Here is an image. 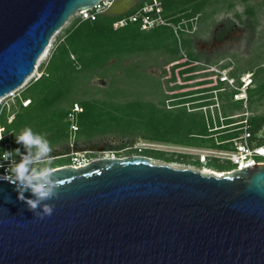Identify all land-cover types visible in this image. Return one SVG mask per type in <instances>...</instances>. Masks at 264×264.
<instances>
[{
	"label": "water",
	"instance_id": "95a60500",
	"mask_svg": "<svg viewBox=\"0 0 264 264\" xmlns=\"http://www.w3.org/2000/svg\"><path fill=\"white\" fill-rule=\"evenodd\" d=\"M100 1L0 0V98L25 83L69 19ZM137 5L114 0L102 15ZM72 151L54 148L49 160ZM53 171L63 183L43 219L0 176V264H264V163L220 177L144 156Z\"/></svg>",
	"mask_w": 264,
	"mask_h": 264
},
{
	"label": "trees",
	"instance_id": "16d2710c",
	"mask_svg": "<svg viewBox=\"0 0 264 264\" xmlns=\"http://www.w3.org/2000/svg\"><path fill=\"white\" fill-rule=\"evenodd\" d=\"M157 1L162 8V17L168 23L176 25L183 19L189 20L200 15L207 0ZM151 2V0H138L135 9ZM262 6L264 10V0ZM245 15L250 27L254 29L256 22L254 8L247 7ZM119 18L120 16L107 17L102 14L94 21H80L76 18L58 37L43 73L25 91L28 92V96L21 95L31 100L30 106L22 108L17 103L18 111L11 123L6 122L5 112L0 115V128L5 130L4 133L12 132V150L20 148L24 153L23 147L15 142V136L25 127H30L35 133L45 135L52 149L67 147L71 137L76 147L83 145L87 148H95L98 143L113 138L116 144L105 147L106 151L112 154L117 155L127 149V155L144 156L164 164L177 163L201 167L198 160H190L191 157L184 154H169L149 149L138 151L133 147L139 140H144L186 147L212 148L215 147V135L219 141L237 135V133L208 132L202 112H189L184 107L186 103H193L192 108L211 103V101H199L211 98L208 92L220 86L213 72L203 74L202 79L191 84L195 75L205 69V66H199L194 62L203 61L209 65L210 60L203 59L196 51L193 38L189 40L191 50L181 53L183 48L180 49L179 39L170 26L142 30L138 22L114 29L112 25ZM152 51L167 53L168 63H173L170 70H162L163 74L168 73L167 83L182 80L174 86L173 93L166 98L172 103L170 105L172 108L167 109L164 102L159 106L137 99L115 101V98L125 94L124 88L117 86L119 81L114 80L118 76L115 70L120 69L122 56ZM230 63L232 62L221 64L220 68H228ZM109 72H111V81L107 88L90 86L92 78L106 77ZM248 72L253 73V81H255L263 70L252 72L242 67L238 73L231 74L237 77ZM260 78L256 86L248 90L250 101L254 98L261 101L264 97V80ZM95 95L99 97L96 98ZM231 95L229 92L219 95V99L223 102L221 109L231 112L224 115L225 117L234 115L235 111L242 109L239 102L231 100ZM74 104L79 106L80 111L75 118L77 131L72 132L67 115ZM237 121L239 120L226 119L223 123L229 125ZM248 124L251 133L255 135L264 125V116H250ZM65 160L68 162L63 163ZM48 163L49 167L55 169L70 165V158H56L49 160ZM205 167L216 172L231 169L229 163L214 159L209 160Z\"/></svg>",
	"mask_w": 264,
	"mask_h": 264
},
{
	"label": "rangeland",
	"instance_id": "374dc122",
	"mask_svg": "<svg viewBox=\"0 0 264 264\" xmlns=\"http://www.w3.org/2000/svg\"><path fill=\"white\" fill-rule=\"evenodd\" d=\"M262 1L263 0H207L202 13L194 17V19L191 18L193 19L192 21L193 26L194 27L197 26V31L195 35L178 33L179 47L180 49L183 48L184 50V51L182 50L181 53L183 52L186 53L187 50H191L189 40H191L192 38L194 39V41L198 40L200 47H203L204 45L203 41L208 40L207 39L208 33L221 20L224 19L231 20L236 24L238 29L240 30L243 29L242 34L237 32L238 37H240L241 39L238 38L239 40L235 42V46L226 49L225 53L221 57L211 59L209 65L206 66L204 70H201L199 74L195 75V77L191 81V84H194L196 81L202 79L204 76L203 74H210V72H212L211 68H218L221 66V64L230 61L232 62L230 63L231 73L232 72L238 73V71L242 67L252 72H257L259 69L263 70V72L255 79L252 88L256 86L257 81L259 80L260 77L261 78L263 77L262 79L260 78V80H264V10L262 6ZM247 7H253L255 11L256 22L254 25L255 27L254 29H252L250 27L251 25H249L248 23H243L246 21L245 9ZM76 18L77 16L75 15L74 17L69 19V21L62 27V29L52 37L48 46L45 49V51H47L45 56L43 58H41V56L38 58L34 67V71L26 79L25 83L20 88L21 95L23 94V96L24 95L28 96V92L25 91L28 90L30 85L35 80H37L38 77H40V75L43 73L44 66L47 64L50 58V55L54 49L55 42L57 41L58 37L61 34H63L64 30L68 28L71 25V22ZM195 18H197L196 21ZM168 60H169L168 54L163 51H152L149 53H131V54L123 55L121 64L119 65L120 69L115 70V74L118 76L114 78V80L117 82L119 81L117 86L123 87L125 94L121 95L118 98H115L114 100L126 101V100L137 99L141 101H149L159 106L161 105V102H164V105L167 109L172 108L170 106L172 103H170L169 100H166V98H168V96H170L173 93L172 90H174L173 89L174 86H176V84L178 85L180 82H182V80L180 79V80H176L174 83H167L166 80L168 78V73L163 74L162 70L163 69L166 71L170 70L173 63L169 64ZM110 74L111 72H109L108 76L103 78L101 77L92 78L89 83L90 86L96 88H103V89L107 88L111 81ZM94 97L98 98L99 96L95 95ZM222 103L223 102H221V104ZM186 104L188 105L186 106ZM186 104L184 105L185 109L187 111L191 110L193 103H186ZM247 108H248V112L250 113V116H258V117L264 116V97L261 101H257L256 98H254L252 101L249 100ZM17 111H18L17 103L11 105L8 112L5 113L7 123L9 117H12L14 119V116ZM221 112L222 115H227L231 113L229 111H223V110H221ZM241 112H243V109L237 110L234 113L239 114ZM240 119L241 118H236L234 120H240ZM216 136L217 135H215L214 137L217 138ZM143 143L152 144V147L147 148L149 150L162 151V152H167L169 154H178L172 151L175 150L173 149V147H177V148L186 147V146H179L173 144L139 140L134 145L133 148L134 149L139 148L140 146H142ZM114 144H116V140L113 138H109L106 139L105 141L98 143V145L95 147L97 150H99V152H90L89 148H87L86 146L79 145L76 147L74 145V139H72L71 137L68 143V147H70L71 150H75L78 152H81L79 150L86 151L87 153L84 155V157L91 162L99 158H110L112 153L106 151L105 147L107 145H114ZM112 155L115 158L138 156V155H127V149L120 151V153L117 155L116 154H112ZM189 157H191L189 158L190 160H196L194 156L190 155ZM65 162L68 161L67 160L63 161V163ZM153 163L157 165H164L163 162L158 160H153ZM167 165L176 169L188 168L202 173L205 172L211 173L210 171L203 170L201 167L198 166H190V165H183L177 163L167 164Z\"/></svg>",
	"mask_w": 264,
	"mask_h": 264
},
{
	"label": "built area",
	"instance_id": "2783aa9c",
	"mask_svg": "<svg viewBox=\"0 0 264 264\" xmlns=\"http://www.w3.org/2000/svg\"><path fill=\"white\" fill-rule=\"evenodd\" d=\"M114 0H101L92 8L86 9L84 11L78 12L76 14L80 21L90 20L94 21L98 15H101L106 11ZM150 4H145L140 8L135 9L132 13L126 15L123 14L119 19L114 21L113 28L118 29L127 26L130 23H140L142 30H150L158 26H170L177 37L178 33L191 34L194 32L195 27L192 24L193 19L182 20L176 25L168 23V21L162 17V8L156 0H151ZM131 10V11H132ZM129 11V12H131ZM128 12V13H129ZM197 18H195V21ZM191 23V24H188ZM215 77L217 78L220 86L218 89L208 92L211 94V98L201 100L199 102L211 101L209 105H203L198 108H192L188 110L189 112L200 111L202 112L208 132H218V134L225 133H237L236 136L219 141L214 137L215 147H173L172 150L176 153L191 155L198 160L201 164V168L206 171L213 172L216 175H223L233 171L241 170L253 165L264 163V137L259 136V132L253 135L250 131V126L248 124V118L250 113L248 112V90L254 85L253 73L248 72L239 76H233L231 74L230 67L228 68H211ZM41 76V75H40ZM39 78V77H38ZM22 87V86H21ZM11 91L7 95L0 98V115L3 112H8L11 105L19 103L22 108H27L31 104L29 98H23L21 96L20 88ZM231 93V100L233 102H239L242 106L243 112L239 114H234L225 117L221 112V100L219 95L223 93ZM203 95V94H200ZM188 104H186L187 106ZM80 108L78 105L74 104L70 112L67 115L70 121V130L72 132L77 131L75 124L76 115L79 113ZM12 116V115H10ZM11 118V119H9ZM8 118V123L12 122V117ZM242 118L241 120L224 125L226 119H236ZM226 146V147H221ZM152 147V144L143 143L142 146L136 148L138 151ZM4 151H12V132L8 131L4 133V139L0 140V155ZM86 151H72L66 157L70 158V165L74 168L81 167L88 164V161L84 155ZM110 158H115L112 154ZM17 159V158H16ZM214 159L220 162H227L231 165V169L224 172H216L205 167L209 160ZM19 161V159H17ZM4 164L3 168H0V176H3L5 169L8 167L7 161H0Z\"/></svg>",
	"mask_w": 264,
	"mask_h": 264
},
{
	"label": "clouds",
	"instance_id": "9594fccd",
	"mask_svg": "<svg viewBox=\"0 0 264 264\" xmlns=\"http://www.w3.org/2000/svg\"><path fill=\"white\" fill-rule=\"evenodd\" d=\"M4 131L0 128V140L4 139ZM15 142L23 147L24 153L20 148L2 152L0 161L8 162L3 179L14 185L17 199L27 205L33 216L38 219L51 216L54 205L46 201L57 198L63 183L54 176L53 169L48 166L52 152L51 144L45 135L35 133L30 127H25L16 135ZM3 167L4 164L0 163V168ZM25 192H29L31 198L25 197Z\"/></svg>",
	"mask_w": 264,
	"mask_h": 264
},
{
	"label": "flooded vegetation",
	"instance_id": "af4514ba",
	"mask_svg": "<svg viewBox=\"0 0 264 264\" xmlns=\"http://www.w3.org/2000/svg\"><path fill=\"white\" fill-rule=\"evenodd\" d=\"M245 20L247 22V17L245 18ZM247 23L249 24V21ZM196 31H197V26L195 27V30L194 32L191 33V35H195ZM237 32L242 34L243 29L242 30L238 29L236 24L231 20L228 19L221 20L208 33V37H207L208 40L207 41L202 40L204 43L203 47H200L198 40L194 41L195 49L203 59L211 60L213 58L221 57L225 53L226 49L235 46V42L239 40L238 38L240 37H238ZM194 63H196L199 66H205V67L208 66L203 61L194 62Z\"/></svg>",
	"mask_w": 264,
	"mask_h": 264
},
{
	"label": "bare ground",
	"instance_id": "6f19581e",
	"mask_svg": "<svg viewBox=\"0 0 264 264\" xmlns=\"http://www.w3.org/2000/svg\"><path fill=\"white\" fill-rule=\"evenodd\" d=\"M46 52H47V51L43 52V54L41 55V58H43V57L45 56ZM41 58H40V60H41ZM203 174H211V175L219 176V177L221 176V175H216V174H214V173H212V172H211V173H208V172L206 173V172H205V173H203Z\"/></svg>",
	"mask_w": 264,
	"mask_h": 264
}]
</instances>
